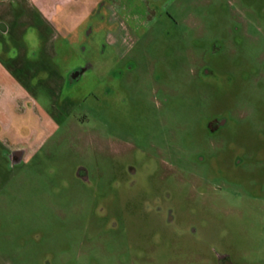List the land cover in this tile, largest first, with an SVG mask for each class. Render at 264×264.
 <instances>
[{
  "label": "rangeland",
  "instance_id": "rangeland-1",
  "mask_svg": "<svg viewBox=\"0 0 264 264\" xmlns=\"http://www.w3.org/2000/svg\"><path fill=\"white\" fill-rule=\"evenodd\" d=\"M122 1L149 19L131 53L120 57L93 16L70 54L46 57L18 108L0 98V264H167L151 234L167 228L158 206L192 215L199 232L210 213L208 228L264 262V0ZM84 64L72 83L37 80ZM3 71L0 86L14 84ZM11 147L27 156L12 163Z\"/></svg>",
  "mask_w": 264,
  "mask_h": 264
},
{
  "label": "flooded vegetation",
  "instance_id": "flooded-vegetation-1",
  "mask_svg": "<svg viewBox=\"0 0 264 264\" xmlns=\"http://www.w3.org/2000/svg\"><path fill=\"white\" fill-rule=\"evenodd\" d=\"M124 6L118 8L117 2L115 0H76L71 6H61L58 12L59 22L55 26L50 23H43L44 29L47 31L46 37L43 41L37 42L36 46H29L28 41H36L35 35L31 36V39H25L23 34L15 33L11 31L9 26L6 27L2 21L0 25L5 27V31L2 33V39L0 40V51L8 53L10 57L8 58L9 63L3 64L6 69L9 70L17 85H13L9 88L11 93L9 98L11 103H14V108H18L17 96L22 97V90L26 89L28 81L33 80L40 70H44L47 63L46 57L48 55H57L58 52L61 55L70 54L71 50L68 47L69 40L74 41L80 38L81 33H85L86 26L91 23V18L96 16L99 20L96 23L98 28H102L103 24L106 27H111L108 31L109 40L112 43L119 45L121 44V49L118 48V54L120 57L124 58L132 50L135 49L141 36L148 30L149 19L141 14L142 6L130 7V5L125 4ZM103 11V12H101ZM120 12L121 15H120ZM72 20V23L70 21ZM114 26V29L112 28ZM85 30V31H84ZM56 31V32H54ZM38 33V32H37ZM46 33V32H45ZM41 34V33H40ZM58 40L63 44H56L53 41ZM52 45V52L49 49V43ZM65 48V49H64ZM58 50L57 54L54 52ZM61 49V50H60ZM65 52V53H64ZM54 53V54H53ZM132 66L129 67V69ZM89 68L88 64L84 66H77L70 69L67 73L68 80L63 75L47 76L37 78L39 83L51 82L53 77L57 82H63L65 85L67 82L72 83L79 79L85 71ZM208 74L209 71H204ZM39 76V74H38ZM33 102V101H32ZM222 124V119L215 118L208 123V128L211 132H217ZM27 150H23L19 147H11L9 149V157L12 163L19 162L21 158H25ZM173 164V162H169ZM172 167V166H171ZM131 174L135 173L136 170L130 167ZM79 174L82 178L86 176L83 172L79 170ZM157 215L165 216L167 222V228L156 229L151 234L156 236V240L159 244H166L167 247L159 246L160 252L158 261L167 262V264H264L262 261V256L253 255L250 250L239 253L236 251L238 246L237 241L223 240L221 239V234L211 228H208V220L214 219L210 213L203 214L201 220L202 230L198 231L197 224L193 223L194 219L192 215L185 214V218H176L175 210L172 208H163L158 206L154 209ZM193 220V221H192ZM219 219L217 218L216 221ZM111 226L116 227L118 225L117 221L110 220ZM186 221L189 225L188 227L181 226L180 222ZM195 237L198 242L205 245V247H210L211 255L206 254H195L194 256L189 254L187 251L182 250L184 246L182 237ZM241 242V241H239ZM249 248L252 246L250 241H242ZM241 242V243H242ZM121 250L118 252L121 255L128 253L129 249L127 246H121ZM162 248V249H161ZM166 248V249H164ZM137 255H134V258Z\"/></svg>",
  "mask_w": 264,
  "mask_h": 264
},
{
  "label": "crops",
  "instance_id": "crops-1",
  "mask_svg": "<svg viewBox=\"0 0 264 264\" xmlns=\"http://www.w3.org/2000/svg\"><path fill=\"white\" fill-rule=\"evenodd\" d=\"M76 0H0V21L9 26L11 31L15 33H21L23 36L26 35L28 27L35 29L36 32L44 34V21L55 26L59 22L58 12L59 8L63 5L71 6ZM118 8L124 6L122 0H115ZM1 23V22H0ZM5 27L0 25V40L2 39V33L5 31ZM30 29V28H28ZM56 32V31H54ZM0 67L4 70L3 72L6 77L11 78L12 83L2 82L0 86L3 89V93H0V98L5 100L10 96L9 88L15 85V80L12 77L8 69L5 68L0 58Z\"/></svg>",
  "mask_w": 264,
  "mask_h": 264
}]
</instances>
